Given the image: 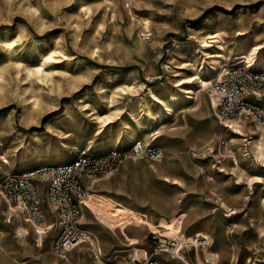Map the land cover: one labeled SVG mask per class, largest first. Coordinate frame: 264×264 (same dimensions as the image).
Listing matches in <instances>:
<instances>
[{
    "label": "rangeland",
    "instance_id": "obj_1",
    "mask_svg": "<svg viewBox=\"0 0 264 264\" xmlns=\"http://www.w3.org/2000/svg\"><path fill=\"white\" fill-rule=\"evenodd\" d=\"M211 31L222 33L227 53L264 42V0H0V39L16 38L10 51L0 45V164L9 159L10 173L60 164L75 157L69 153L73 145L90 144V155L127 151L133 144L126 141L130 133L161 151L159 161L128 158L118 168H125L131 192L150 189L161 198L153 203L139 195L141 200H133L141 207L136 209L150 216L147 211L165 207L170 198L178 206L171 216L153 222L89 192L81 221L97 236L101 264H124L130 253L117 250L133 246L163 264H175L158 252L150 233L170 247L182 222L187 236L195 230L209 235L217 264H264V152L257 150L261 145L264 151V123L246 117L237 130L229 128L206 106L207 85L176 83L192 73L183 63H214L210 55L217 48L204 54L197 42ZM49 53L53 58L34 73L41 55ZM129 84L133 91H123ZM149 88L163 99L177 96L172 114L159 124L145 112L147 105L153 113L160 107ZM185 88H196L197 94L187 99ZM30 96L37 107H30ZM258 105L264 111V96ZM106 119L110 122L103 125ZM158 167L172 173L164 179L167 183L147 178ZM5 175L0 172V180ZM3 208L10 207L0 195V264L99 262L88 244L68 251V259L57 255L52 230L46 231L43 248L37 247L34 231L24 221L29 217L14 207L12 222L23 220L27 228L19 238L12 222H4ZM51 221L47 216L44 224ZM132 238H138L137 244L121 242ZM183 248L185 259L199 264L193 249Z\"/></svg>",
    "mask_w": 264,
    "mask_h": 264
},
{
    "label": "built area",
    "instance_id": "obj_2",
    "mask_svg": "<svg viewBox=\"0 0 264 264\" xmlns=\"http://www.w3.org/2000/svg\"><path fill=\"white\" fill-rule=\"evenodd\" d=\"M207 88L212 112L220 121H240L253 117L264 123V111L258 105L264 96V72H256L232 62L223 67L220 74L207 84ZM144 156L159 161L161 151L145 145L141 140L134 141L127 151L112 149L103 154L90 155L82 150L73 159L60 164L6 174L0 180V195L7 205L25 211L36 224H42L47 216L52 219L45 225V230L53 231L51 247L57 255L63 256L80 244H88L93 248L94 255L101 257V248L93 233L81 221L87 198L82 178L103 176L115 171L128 158ZM150 241L164 249L165 243L160 242L157 233H150ZM182 245L193 249L194 255L198 250L206 264H217L218 256H214L210 250L209 236L197 232L187 236ZM170 250L175 253L173 248ZM124 264L163 263L130 253Z\"/></svg>",
    "mask_w": 264,
    "mask_h": 264
},
{
    "label": "bare ground",
    "instance_id": "obj_3",
    "mask_svg": "<svg viewBox=\"0 0 264 264\" xmlns=\"http://www.w3.org/2000/svg\"><path fill=\"white\" fill-rule=\"evenodd\" d=\"M144 27H146V28L148 27L147 23L144 24ZM238 34H241V33L239 32ZM15 41H16L15 37H12V38L3 37L0 39V45L4 50L10 51L11 49L14 48ZM197 42L199 44V48L202 49L201 52L204 54L209 53L208 51L205 52V50L211 46L217 48V51L215 53H212V55H210L211 58L214 60V63L213 64L210 63L208 65H204L203 63L198 64V63H196V61H193V62L190 61L188 63H183L182 67L185 68L188 66L192 70V73L191 74L185 73L184 77H180V78L176 79V83L178 86H182L183 84H187L192 80V81H196V83H197L196 87H205L209 83V80H207V79L212 77L214 74H217V75L220 74L223 67L230 61L237 63V64H240L242 62V63H245L247 68L251 69V68L257 67V68H260L264 72V56H262V58H260V52L264 48V42L255 43V44L250 45L248 47L241 45L240 47L236 48L235 50H228V53L225 51V46H224L225 40H224V36L222 35V33L220 31H211V32L203 33L202 35L199 36V38L197 39ZM41 56L42 57H41L40 63L33 69L34 73L42 72L44 69L43 66L46 64V62H48V60L50 58H53L51 53L42 54ZM33 70L28 69L27 72L31 73V72H33ZM175 74H178V73H175ZM134 87L135 86L133 84H129V85H126L124 89H122V88L121 89L123 91H133ZM150 89L151 88H149V91H150L152 97L154 98L155 102L160 107L158 106L159 111L157 113H153V111L151 110L149 105H147L145 112H146V115L149 119H151L155 124H159L163 120H165L168 117V115L172 114V111L174 110L173 101L177 99V96H176V93H172V94H169V96L166 99H163V98H160L159 96L155 95L153 93V91ZM185 91L187 93L185 96L187 99H192L194 97V95L197 94L196 88H185ZM37 105H38V103H37L36 99H33L31 97L30 107L34 108V107H37ZM206 106L210 107L209 98L206 100ZM86 108L87 107H84V109H86ZM100 121H101V119H100ZM109 122H110V120L106 119L103 121V125H106ZM221 122H223L225 126H229L230 128H234L236 130L240 126L238 120H223V121L221 120ZM256 126H257V128H261L260 125H258V124H256ZM158 133H155V134H158ZM135 140H136V135L134 133H130L128 135V137L126 138L127 143H133ZM149 140L147 142H149ZM82 150H85L87 152H93V147L90 144L86 145L84 148H80L79 146L73 145L71 147V150L69 153L72 156H77L79 154V152ZM257 150H259L260 155H263L264 151H262L261 145L258 146ZM259 153H258V155H259ZM2 157H3V155L1 156V158ZM12 166H13V163H11V161L9 159L4 158L3 164H0V172L3 171V173L9 174ZM88 198H89V192H87V198L85 201L86 202L85 208L88 207V204H87ZM88 202H90L89 203L90 206H93L94 205L93 197ZM3 209H4V213L7 214V217H6L7 219H5L4 222L10 224L12 222L10 217L13 214V212H12L13 208L10 207V208H3ZM0 211H2V210H0ZM17 212H18V208H17ZM1 219H2V217H1ZM24 221H26L28 227H31L34 231V236H35L36 241H37L36 246L40 247L42 249L43 248V242H44V236L46 235L45 234L46 230H45L44 225H46V224H44V222H43L42 223L44 226L43 227L41 225L35 224L33 221H31L28 218H25ZM26 222H25V224H26ZM183 223L184 222L179 223V225H177V228L174 229L175 237H174V239H172V241H173L171 244L172 247L171 246L170 247L164 246V249L160 248L159 251L156 248V251H158L159 253L164 254V255L168 254L169 257L165 256L166 259L168 261H174L175 264H179L180 262L183 264H190L185 259L184 255H183L184 254L183 253L184 248H183L182 242L185 241V238L187 237L186 232L184 230L185 227H184ZM11 224H13L15 232L19 238H21L23 234L27 233V228L23 225V220L17 221V219H16V221L12 222ZM197 232L200 234L209 236L205 231H201V230H195L193 232V234L197 233ZM94 237H95L96 242L98 243V239H97V236H95V234H94ZM166 245H169V243ZM171 248L174 249L175 253L170 252ZM91 250H93L92 247H91ZM117 251L118 252H129L131 254H135L136 256L142 255L143 257H149L148 251L146 249L139 248L136 246H133L131 248H122V249H119ZM211 252L213 253L214 256H216V257L219 256L215 250H211ZM71 253H73V252H71ZM101 254H102V251H101ZM172 254H173V256H172ZM62 257H64L65 259H68L67 255H63ZM94 257L97 258V260L99 261V262H97V264L103 263L102 261H100V257L98 255H94ZM195 257H196L199 264H206V262H204V260L202 258V254L198 250H196V252H195ZM155 259L158 260L157 258H155ZM54 261L55 260H53V259H48V260L46 259L47 263L48 262H54ZM124 261H122V262H124ZM94 264H96V263H94Z\"/></svg>",
    "mask_w": 264,
    "mask_h": 264
},
{
    "label": "crops",
    "instance_id": "obj_4",
    "mask_svg": "<svg viewBox=\"0 0 264 264\" xmlns=\"http://www.w3.org/2000/svg\"><path fill=\"white\" fill-rule=\"evenodd\" d=\"M156 173V174H155ZM147 175V178L150 179H162L165 183H167L164 179L165 178H170L172 173L168 170H166L163 167H158L154 171V169L149 171ZM126 171L124 167H119L117 170L114 172L107 173L103 178L101 179H90L88 177H83L82 178V183L86 187V189H91L88 192L92 193H97L101 194L103 196H106L110 200H112L117 206L119 207H128L132 208L134 210H137L145 215V217L153 222L157 221L161 217H169L172 214H174L178 210L177 204L173 200H170V198L165 199V202L168 203L165 207L163 208H153L149 212L150 216L146 214L145 212L136 209V208H141L138 207L133 200H141V197H144V201H151L153 203L155 202H160L161 198L159 196L155 195L154 191H150V189H144L143 193H139L137 190H134L131 192L129 190V186L127 185L126 182ZM96 186L94 189L93 187ZM98 190H102L103 192H100ZM141 196L138 199V196ZM137 198V199H136ZM87 210V209H85ZM156 219V220H155ZM141 227V226H140ZM148 230V229H147ZM151 232V230H149ZM138 238H132V239H127L125 241L121 242L123 244H137Z\"/></svg>",
    "mask_w": 264,
    "mask_h": 264
}]
</instances>
